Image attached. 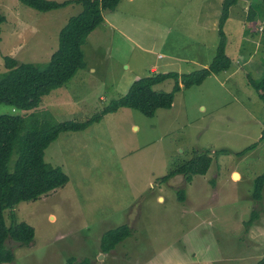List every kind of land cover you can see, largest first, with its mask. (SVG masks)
<instances>
[{"label":"rangeland","instance_id":"rangeland-1","mask_svg":"<svg viewBox=\"0 0 264 264\" xmlns=\"http://www.w3.org/2000/svg\"><path fill=\"white\" fill-rule=\"evenodd\" d=\"M222 2L120 0L113 11H104V21L82 46L84 68L42 95L32 110L2 103L0 115L40 125L85 121L124 95L134 80L153 74V66L179 73L208 66L221 39ZM251 3L264 12V0H238L223 22L232 59L227 70L182 87L171 107L152 117L120 107L82 130L59 133L44 160L59 166L68 181L4 211L7 226L25 221L35 233L26 245L7 239L14 259L2 264H68L71 257L91 264L264 260V186L262 200L252 198L253 180L264 171V98L249 80L264 73V15L248 21ZM80 10L81 4H73L42 12L19 0H0V74L6 55L45 64L60 29ZM173 85L167 78L153 89L170 92ZM202 150L211 157L204 179L192 184L194 175L186 180L180 173L170 180ZM16 156L13 151L10 168ZM237 171L241 175L233 176ZM173 172L167 182L162 179ZM179 192L186 194L183 201ZM121 224L131 235L102 253L101 235Z\"/></svg>","mask_w":264,"mask_h":264},{"label":"trees","instance_id":"trees-1","mask_svg":"<svg viewBox=\"0 0 264 264\" xmlns=\"http://www.w3.org/2000/svg\"><path fill=\"white\" fill-rule=\"evenodd\" d=\"M22 4L46 12L70 3L81 4V10L68 18L58 34V46L52 52L49 60L43 65L31 62H18L11 56H4L6 71L0 74V104H9L27 112L35 108L42 97L51 89L65 84L77 70L85 67L83 44L88 35L103 21L106 10L113 11L120 0H19ZM238 0H223L222 13L219 21L221 39L216 53L208 66L189 73L177 71L154 72L134 80L127 92L114 99L101 112L96 113L85 121L64 120L53 124L40 125L33 120L23 119L22 116L0 115V264L10 263L14 259L13 251L6 245L7 239L26 245L33 241L34 227L25 221H13L6 225L4 211L12 210L17 203L29 201L63 186L68 181L67 174L59 167H53L44 160V150L63 131H78L88 125L100 121L103 114L116 111L120 107H129L152 117L159 108H170L174 94L194 84H200L208 75L227 70L231 65V57L226 53L225 34L222 30L224 20L229 15V9ZM257 11V13H255ZM264 12L250 4L248 21L260 16ZM4 17L0 15V23ZM264 34V32H263ZM264 46V39H263ZM264 62V61H263ZM167 78L174 80L170 92L155 90L153 86ZM250 84L264 98V73L258 80L250 78ZM25 125V128L23 127ZM260 139H264V127ZM256 146L252 143L237 154ZM17 156L12 168L9 160L13 153ZM229 151L221 150L222 153ZM211 157L206 150L196 153L189 161L175 170V174L184 173L186 179L191 175H203L209 169ZM169 173L162 177L167 182ZM264 186V171L253 180L252 198L261 201ZM181 201L185 194L179 192ZM131 235V228L121 224L106 230L100 238L102 253L113 250L117 244ZM68 264H91L87 258L79 261L73 257ZM258 264H264V260Z\"/></svg>","mask_w":264,"mask_h":264},{"label":"crops","instance_id":"crops-1","mask_svg":"<svg viewBox=\"0 0 264 264\" xmlns=\"http://www.w3.org/2000/svg\"><path fill=\"white\" fill-rule=\"evenodd\" d=\"M73 4H79V3H70L69 5H73ZM69 5H68V6H69ZM103 21H104V14H103ZM103 21H102V22H103ZM85 43H86V42H85ZM85 43H84V44H85ZM84 44H83V46H84ZM240 57H242V53H241V52L239 53V57L237 56V57H235V58H236V60H239ZM125 67H126V65H125ZM205 67H206V66H205ZM151 72H153V73H154V72H157L155 66H153V67L151 68ZM178 174H180V173H178ZM178 174L172 176L170 180H172V179H174L175 177H177ZM235 174H240V173L237 171V173H235ZM235 174H234V175H235ZM181 175H182V174H181ZM234 175H233V176H234ZM240 175H241V174H240ZM193 177H194V178H193ZM193 177H192V178H193V179H192V184L195 182L194 179L197 180L199 177H201V179H204V178H203L204 176H203V175H200V174H196V175H194ZM186 180H187V179H186ZM186 187H187V185H186ZM187 195H188V194H187ZM185 196H186V194H185Z\"/></svg>","mask_w":264,"mask_h":264},{"label":"water","instance_id":"water-1","mask_svg":"<svg viewBox=\"0 0 264 264\" xmlns=\"http://www.w3.org/2000/svg\"><path fill=\"white\" fill-rule=\"evenodd\" d=\"M235 173H237V172H233V175H234Z\"/></svg>","mask_w":264,"mask_h":264}]
</instances>
